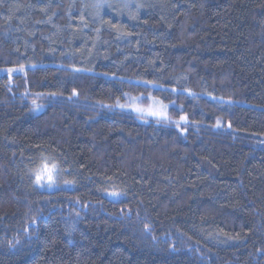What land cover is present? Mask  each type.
Instances as JSON below:
<instances>
[{
	"label": "trees",
	"instance_id": "trees-1",
	"mask_svg": "<svg viewBox=\"0 0 264 264\" xmlns=\"http://www.w3.org/2000/svg\"><path fill=\"white\" fill-rule=\"evenodd\" d=\"M90 5L0 0V264H264V0Z\"/></svg>",
	"mask_w": 264,
	"mask_h": 264
},
{
	"label": "snow or ice",
	"instance_id": "snow-or-ice-1",
	"mask_svg": "<svg viewBox=\"0 0 264 264\" xmlns=\"http://www.w3.org/2000/svg\"><path fill=\"white\" fill-rule=\"evenodd\" d=\"M104 5L102 3H99L96 5V7H103ZM108 7H111V5H108ZM146 84H151L152 82H141ZM153 87H159L158 85H152ZM124 96L128 97L129 103L126 104H120L117 102L116 107L120 109H130L134 111L136 114H138L141 118H144L145 115L149 117H154L157 121V123L164 122L172 123V121L168 118L167 114V108L169 105L163 104L162 101L152 97L151 95L148 96H137L132 97L128 93H124ZM143 100H148L151 103L148 107L141 106L138 102H142ZM33 104L36 106V109L39 110L42 106L36 104V101H33ZM181 121H186L187 117L181 116ZM176 126L179 127V122H176ZM33 175L35 178V183L37 185H47L52 186L56 183L57 178L61 175L63 172V169L61 168L60 162L53 156H40L39 157V163L35 169L32 170ZM65 183H70L68 181H65ZM114 196L120 195V193H112ZM35 223V221H33Z\"/></svg>",
	"mask_w": 264,
	"mask_h": 264
},
{
	"label": "rangeland",
	"instance_id": "rangeland-1",
	"mask_svg": "<svg viewBox=\"0 0 264 264\" xmlns=\"http://www.w3.org/2000/svg\"><path fill=\"white\" fill-rule=\"evenodd\" d=\"M90 1L91 5V10L93 11V14L100 19L101 15H104L105 13H111L112 16H115V13L119 14H128L129 11L131 9H137V10H141V8L144 6L145 2L147 0H87ZM102 3L104 6L103 7H96L97 4ZM108 5H111V7H108ZM89 7V6H88ZM92 13L89 11V9L85 10V14H89ZM116 14V15H117ZM97 22V21H96ZM25 73V68H13V69H0V77L3 76H7V77H14L16 75H21ZM159 100V99H158ZM130 101L127 100L122 102L120 101V104H126L129 103ZM141 106L143 107H148L149 104L151 103L148 100H143L142 102H138ZM163 104H165L163 102ZM114 109H118V110H122L125 112H129V113H133L135 115H137L139 118H141L138 114H136L134 111L130 110V109H120L118 107H114ZM167 114H168V118L170 119V115H169V107L167 108ZM141 120H155L156 119L154 117H149L147 115H145L144 118H141ZM59 184V177L57 178V181L54 185L52 186H47L46 184L41 186L39 185L41 188L49 190V191H54Z\"/></svg>",
	"mask_w": 264,
	"mask_h": 264
}]
</instances>
